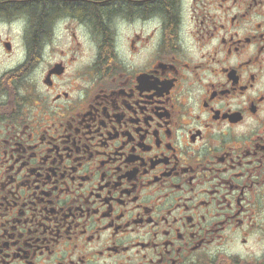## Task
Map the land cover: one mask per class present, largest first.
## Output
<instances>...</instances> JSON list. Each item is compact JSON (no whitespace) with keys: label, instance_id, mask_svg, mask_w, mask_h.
Wrapping results in <instances>:
<instances>
[{"label":"flooded vegetation","instance_id":"af4514ba","mask_svg":"<svg viewBox=\"0 0 264 264\" xmlns=\"http://www.w3.org/2000/svg\"><path fill=\"white\" fill-rule=\"evenodd\" d=\"M0 264H264V0H0Z\"/></svg>","mask_w":264,"mask_h":264},{"label":"trees","instance_id":"16d2710c","mask_svg":"<svg viewBox=\"0 0 264 264\" xmlns=\"http://www.w3.org/2000/svg\"><path fill=\"white\" fill-rule=\"evenodd\" d=\"M36 4L33 6L32 8V17L34 18V20L37 19H41V30L46 29V25H43L42 22L44 23L47 15L46 13L49 11L48 9V4L45 1H39V2H35ZM42 30V31H43ZM38 41V39H37ZM39 42V41H38Z\"/></svg>","mask_w":264,"mask_h":264}]
</instances>
